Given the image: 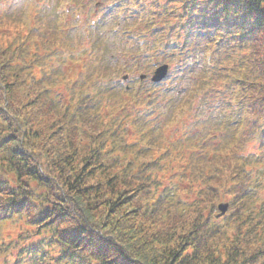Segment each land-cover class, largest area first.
<instances>
[{"label": "trees", "instance_id": "16d2710c", "mask_svg": "<svg viewBox=\"0 0 264 264\" xmlns=\"http://www.w3.org/2000/svg\"><path fill=\"white\" fill-rule=\"evenodd\" d=\"M98 1L0 7V264H264V0Z\"/></svg>", "mask_w": 264, "mask_h": 264}, {"label": "clouds", "instance_id": "9594fccd", "mask_svg": "<svg viewBox=\"0 0 264 264\" xmlns=\"http://www.w3.org/2000/svg\"><path fill=\"white\" fill-rule=\"evenodd\" d=\"M172 86L176 90H179L181 88L180 80L176 79ZM185 99H187V97L179 95H160L159 100H156L151 107L156 108L157 105H160V107L156 109L155 115L157 116V119L161 120V122L163 123L170 115L174 113L175 106ZM164 105H167V107L165 108ZM189 106V110L185 112V119H187L189 124H194L195 121L200 117L196 113V110L193 106V101L189 100ZM91 235L95 239L96 244L88 245V247L94 255H108V253L102 251L99 247H97V244L100 243L110 244L113 246V248H118V245H115L113 241L106 239L105 235L101 232H91ZM83 264H88L87 260H84ZM103 264H112V262L105 259Z\"/></svg>", "mask_w": 264, "mask_h": 264}, {"label": "rangeland", "instance_id": "374dc122", "mask_svg": "<svg viewBox=\"0 0 264 264\" xmlns=\"http://www.w3.org/2000/svg\"><path fill=\"white\" fill-rule=\"evenodd\" d=\"M37 1H39L40 3H41V0H37ZM54 1H57V2H59V4L63 7H61L60 8V11L63 13V12H65L64 11V7H67L68 6V4H67V0H63V3H62V0H49V2H54ZM0 7L1 8H3V7H6V6H8V5H10L11 4V6H13V7H15V8H17V9H22L23 8V3H25V0H11V2L9 1V2H6V1H2V0H0ZM65 16V15H64ZM66 17H64V19H65ZM202 68H205L204 67V64H203V58L199 61V63H198V72L200 71V70H202ZM132 69H135V66H133V68ZM154 70H155V67L152 69V73L154 72ZM198 72H197V74H198ZM197 74L196 75H194V76H189V77H185V83H191V84H193V82H195V80H197L198 79V77H197ZM184 78V77H183Z\"/></svg>", "mask_w": 264, "mask_h": 264}, {"label": "water", "instance_id": "95a60500", "mask_svg": "<svg viewBox=\"0 0 264 264\" xmlns=\"http://www.w3.org/2000/svg\"><path fill=\"white\" fill-rule=\"evenodd\" d=\"M166 73H167V66L159 67L153 76V81L157 82L162 80L166 76ZM219 209H220V215L225 214L228 209V203H221L219 205Z\"/></svg>", "mask_w": 264, "mask_h": 264}]
</instances>
